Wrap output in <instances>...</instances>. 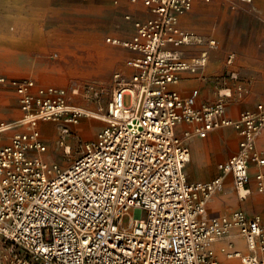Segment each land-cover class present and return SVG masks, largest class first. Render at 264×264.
Segmentation results:
<instances>
[{
  "label": "built area",
  "instance_id": "1",
  "mask_svg": "<svg viewBox=\"0 0 264 264\" xmlns=\"http://www.w3.org/2000/svg\"><path fill=\"white\" fill-rule=\"evenodd\" d=\"M123 1L141 3L148 14L125 15L133 26L130 38H107L132 52L126 60L132 73L114 74L107 124L83 141L68 167L43 158L47 145L40 125L60 122L58 143L66 150L83 109L64 87L0 74V100L3 89H13L21 111L15 120L0 121L3 258L7 264H264L259 214L207 213L228 175L241 198L247 197L253 164L261 168L253 177L255 189L264 195V154L257 148L264 103L232 118L226 114L227 94L198 106L197 88L188 95L176 88L184 73H198L209 58V49L186 56L181 47L203 37L182 27L180 19L196 3L213 0H114ZM214 44L209 40L210 48ZM221 127L239 133L238 151L218 164L213 179L189 181L187 141ZM225 236L232 239L217 248Z\"/></svg>",
  "mask_w": 264,
  "mask_h": 264
},
{
  "label": "rangeland",
  "instance_id": "2",
  "mask_svg": "<svg viewBox=\"0 0 264 264\" xmlns=\"http://www.w3.org/2000/svg\"><path fill=\"white\" fill-rule=\"evenodd\" d=\"M249 3L252 2H200L183 19L185 26L203 37L199 44L181 47L186 56L201 49L210 51L206 67L189 75L188 91L202 87V99L211 103L227 94L224 99L232 114L264 103V0ZM142 9L141 3L116 4L114 0H0V73L29 77L40 86L64 87L84 111L67 137L68 152L58 143L60 122L47 123L53 125V130L46 129V133H52L50 138L42 130L47 145L42 155L45 160L68 167L80 154L83 141L94 138L107 124L114 74L132 73L126 66L131 51L107 38H130L133 26L125 15L133 12L143 16ZM209 40H215L211 48ZM257 64L260 67L256 69ZM14 98V92H6L0 104L9 107ZM223 140L201 153H192L186 169L191 181H204L191 178V173L207 176L211 170L209 179L213 178L217 163L238 150V139L230 152ZM239 208L248 215L260 213L264 222V195L252 187L247 197L241 198L229 179L212 196L207 212L227 215ZM226 239L227 236L219 240L221 246ZM4 248L0 235V264H7Z\"/></svg>",
  "mask_w": 264,
  "mask_h": 264
},
{
  "label": "crops",
  "instance_id": "3",
  "mask_svg": "<svg viewBox=\"0 0 264 264\" xmlns=\"http://www.w3.org/2000/svg\"><path fill=\"white\" fill-rule=\"evenodd\" d=\"M198 3H200V2H198ZM198 3H196L195 4V6L198 4ZM139 4V3H138ZM245 4H248V3H245ZM249 4H255V0H253L252 1V3H249ZM143 6V5H142ZM195 6L192 8V10L191 11H194V9H195ZM142 11H143V16H137L136 14H134L135 15V17H141V18H144V17H146V16H148V14H147V12H146V9H145V7H143V9H142ZM190 11V12H191ZM133 13V12H132ZM187 15V14H186ZM186 15H184L183 17H181V19H180V24H181V26L182 27H184V28H187V29H190V30H194V29H192V28H190V27H187V26H185L184 24H183V19H184V17L186 16ZM189 46H191V45H189ZM202 50V49H201ZM200 50V51H201ZM199 51V52H200ZM199 52H197V53H195L194 55H197ZM209 54H210V51H209ZM132 55V52H131V54H130V56ZM193 56V55H192ZM191 57V56H190ZM209 59V58H208ZM258 67H260V65L259 64H257V65H254V68H258ZM1 74V73H0ZM191 73H184L183 74V78H182V80L178 83V85H176V88L182 93V94H184V95H188V94H190L191 93V91L193 90V89H195V88H192L190 91H188V89H187V87L190 85V81L191 80H189V75H190ZM204 87V86H203ZM197 89L199 90V96H198V98H197V105L199 106V105H201V104H203V103H211V102H206V101H204L203 99H202V91H204V89H202V87H197ZM14 92L15 93V91L13 90V89H11V88H6V89H3V98H2V100L4 99V96H5V93L6 92ZM16 94V93H15ZM2 100H0V102L2 101ZM12 104H10V106L9 107H6V108H3V106L0 104V121H2V120H6V121H12V120H15V119H17V118H19L20 116H21V111H20V108H19V103H18V99H17V94H16V98H14V99H12ZM245 109H253V108H244V109H241V110H239L237 113H235V114H232V113H230V111H229V108L227 107V110H226V114H227V116H229V117H232V118H236V117H238V115L240 114V112L241 111H243V110H245ZM20 114V115H19ZM47 123L48 122H46L44 125H40V129H41V131L43 130L44 131V133H46V129H47V127H51V129L53 130V125H47ZM182 127L183 128H191V126L190 125H182ZM221 138H223L224 140V143L226 144V145H228V147H229V152L232 150L231 149V146H233V143L236 141L237 142V139H238V148H239V142H240V139H241V137H240V135H239V133L233 128V127H221V128H219V129H215V130H213V131H211L208 135H207V137H204V138H201V137H199V136H197V135H193L191 138H189V140L187 141L188 142V145H189V148H190V152H191V157H192V153H201V151L202 150H204V149H208L211 145H213L214 143H216V141L217 140H219V139H221ZM8 140H9V137L8 136H6V138H5V140L3 141L4 143H6V142H8ZM258 146L259 147H261V148H263V149H260V148H258ZM257 148L264 154V130L262 131V133L258 136V138H257ZM238 151V150H237ZM236 151V152H237ZM235 152V153H236ZM234 153V154H235ZM233 155V154H232ZM231 155V156H232ZM231 156H229V157H231ZM228 157V158H229ZM227 158V159H228ZM227 159H225V160H227ZM225 160H222V161H220V162H223V161H225ZM220 162H218L217 163V165H216V168H217V174L219 173V171H218V164L220 163ZM188 165V164H187ZM186 169H187V166H186ZM185 169V170H186ZM259 169H261L258 165H256V164H253L252 166H251V170H250V172H251V176H252V180H251V186L252 187H254L255 188V186H254V179H253V177H254V175H255V173L259 170ZM263 170H264V167H263ZM212 173H213V170H211L210 171V173H208L207 174V176L206 175H204V176H202L201 174H199V176H195V175H193L192 173H191V178H196V180H204V181H209V180H211V179H213V178H211V179H209L210 177H211V175H212ZM186 175H187V172H186ZM187 178H188V180L189 181H191L190 179H189V177H188V175H187ZM229 179H231L232 181H233V178H232V175H228L227 177H226V179H225V182H224V185H225V183L229 180ZM191 182H194V181H191ZM233 189H234V187H233ZM235 190V189H234ZM207 206H208V204H207ZM239 209H242V208H239ZM237 210V209H236ZM242 210H244V209H242ZM208 213V212H207ZM231 213V212H230ZM256 214H259L260 216H261V214L260 213H253L252 215H256ZM208 215L209 216H214V215H218V214H216V213H208ZM262 217V216H261ZM262 221H263V219H262ZM230 239H232V237H227V239L225 240V242H223V244H226V242H228V240H230ZM233 240H234V243H235V245L236 246H238V247H240V248H242L244 251H246V248H245V243L243 242V240H241L240 238H238V237H234L233 238ZM221 242H217L216 244H215V246L217 247V248H219L220 246H221Z\"/></svg>",
  "mask_w": 264,
  "mask_h": 264
},
{
  "label": "bare ground",
  "instance_id": "4",
  "mask_svg": "<svg viewBox=\"0 0 264 264\" xmlns=\"http://www.w3.org/2000/svg\"><path fill=\"white\" fill-rule=\"evenodd\" d=\"M44 135L46 136V137H51L52 136V133L51 132H49V133H44ZM70 149V147L69 148H66V150H69Z\"/></svg>",
  "mask_w": 264,
  "mask_h": 264
}]
</instances>
